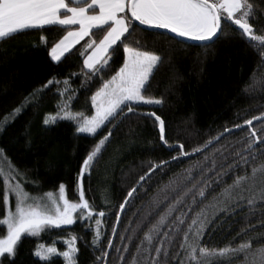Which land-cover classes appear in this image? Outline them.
Wrapping results in <instances>:
<instances>
[{"label":"trees","instance_id":"1","mask_svg":"<svg viewBox=\"0 0 264 264\" xmlns=\"http://www.w3.org/2000/svg\"><path fill=\"white\" fill-rule=\"evenodd\" d=\"M256 4L259 9H264V0H256ZM258 19V26L264 25V15L258 14ZM226 30L228 35L205 46L193 41L182 43L179 38L172 39L173 34L161 35L163 30H146L136 24L135 31L126 42L132 46L139 44L142 50L161 55L162 62L150 77L149 94L163 97V104L142 105L138 109L140 114L118 116L111 125L99 130L95 137L77 134L74 123L69 120L43 124L45 114H54L57 102L61 100L55 87L45 90L38 106L28 105L6 126H0L3 157H7V161L24 173V177L17 178L21 179L25 189L36 195L57 192L58 185L63 182L67 186L68 197L73 200L77 199L74 187L83 159L100 136L112 128L109 141L92 164L91 174L83 178L86 198H94L97 209L102 208L106 212V216L101 218L103 235L98 247L109 252V264H125V261L128 264H147L146 245L141 246L139 253L136 252V246L143 240L144 232L178 195V190L173 191L174 186L167 189L165 186L170 180L185 176V169L193 165L200 164L211 169L215 161L218 169L221 164H230L238 151H244L248 142L247 126L243 129L233 126L264 112V92L246 87L253 74L264 76V60L258 54L264 49H255L236 28L228 26ZM64 34L65 30L61 27L44 26L43 30H24L0 41V120L52 76L60 80L70 79L71 89L75 90L76 96L71 102L73 111L93 114L90 97L100 85V80L94 76L85 80L83 58L80 55L82 45L89 37L74 45L60 62H55L51 59L50 49ZM41 35L47 38L46 44L40 41ZM102 36L103 32L93 30L94 40L98 42ZM114 47L116 51L112 53L109 62L111 67L103 74L104 79H108L123 63L124 53L119 42ZM72 73L78 75L73 77ZM151 111L164 119L169 144L182 143L184 151L191 152L192 148L205 144L218 134L223 135L218 143L213 142L203 153L172 160L171 157L178 155V150L161 143L154 119L143 114ZM253 125L257 133L264 136V123L253 121ZM225 128L232 129V132H224ZM262 149L264 145H259L257 152ZM205 155L207 160L204 159ZM161 160L169 162L154 170L150 178L146 177L145 182H142L143 187L137 185L139 176L147 172L150 163L158 164ZM262 160L264 156H258L247 166V171L250 173L251 168ZM193 174H199L198 167L193 169ZM237 174H244V170ZM224 180L231 183L232 176H226ZM134 185L137 187L134 198H129L125 210L120 212L118 205ZM3 187L0 182V191H3ZM214 187L215 191L208 195V199L193 206L195 211L211 203L220 193L221 188ZM155 197L159 198V204L154 202ZM186 203H191L190 197ZM175 207L169 220L187 211L184 206ZM3 208L0 202V216L3 215ZM117 213L120 215L119 223L115 219ZM113 226L116 227L115 234L111 231ZM94 227V222L77 221L74 225L42 233L39 239L25 234L18 242L15 256L11 259L5 256L2 264H43L33 254L37 244L56 241L57 248L65 250L63 241L72 233L78 237L77 264H99L97 257L101 252L92 245L94 231L91 229ZM4 235L6 229L0 227V237ZM249 237L254 238L256 246H259L256 238L264 241V203H257L253 208L242 203L234 213L217 212L211 216V222L205 229L203 243L208 247L219 248L238 244ZM108 239L112 240L114 246L111 249L107 247ZM180 239L182 233L175 237L177 247ZM126 246L128 251H124ZM116 248L121 251L117 252ZM169 251L174 254L176 248H170ZM121 255L124 260H121ZM50 264H65V261L56 256ZM168 264L179 262L170 259ZM230 264H242V261L234 258Z\"/></svg>","mask_w":264,"mask_h":264},{"label":"snow or ice","instance_id":"2","mask_svg":"<svg viewBox=\"0 0 264 264\" xmlns=\"http://www.w3.org/2000/svg\"><path fill=\"white\" fill-rule=\"evenodd\" d=\"M258 14L264 15V9H259L256 0H0V41L24 30H43L44 26L61 27L65 34L50 49L51 59L60 62L74 45L89 37L80 51L83 58L82 72L86 81L90 76L100 80V85L90 97L93 109L91 115L71 109V102L76 96L75 90L71 89L70 79L60 80L52 76L6 114L0 120V126H6L28 105L38 106L45 90L55 87L61 100L57 102V111L54 114H45L43 124L51 125L61 120H69L74 123L77 134L95 137L99 130L111 125L118 116H126L127 113L140 114L138 109L142 105L163 104V97L149 94L150 77L162 62L161 55L142 50L139 44L132 46L126 42L135 31L136 22L139 26H145L146 30H164L161 35L173 34L172 39L179 38L182 43L192 40L205 46L228 35L226 29L231 26L255 49H264V25L258 26ZM93 30L103 32L98 42L92 38ZM39 39L47 43L45 36L41 35ZM118 42L124 53L123 63L108 79H104L103 74L110 70L109 62ZM258 54L264 60V51H259ZM71 75L75 77L78 74ZM61 84L62 88L59 87ZM246 87L264 92V76L257 77L253 74ZM143 114L154 119L161 143L178 150V155L171 157L172 160L188 157L193 153H203L210 144L218 143L223 135L218 134L205 144L192 148L191 152L184 151L182 143L169 144L165 121L160 115L154 111ZM253 121L264 123V112L233 126L235 129L247 126L248 142L244 151H238L230 164H221L218 169L215 161L211 169L200 164L193 165L185 169V176L170 180L165 186L166 189L174 186L173 191L178 190V195L167 210L159 215L157 221L151 224L148 231L144 232L143 240L136 246V252L139 253L141 246L146 245L144 251L148 253L145 258L147 264H168L170 259L173 262L178 261L179 264H230L234 258L240 259L242 264H264V241L259 238H256L259 246L254 244L253 237L219 248L208 247L203 243L205 229L211 222V216H215L217 212L234 213L242 203L249 208L255 207L257 203H264V160L255 164L250 173L247 171V166L257 160L258 156H264V149L257 152V147L264 145V136L257 133ZM224 132L230 133L232 129L225 128ZM111 135L112 128H108L83 159L74 187L77 195L75 200L68 197L67 186L63 182L58 185L57 192L48 191L39 195L29 193L21 179L17 178L24 177V173L7 161V157H3L4 150L0 149V157L8 163L7 170L0 165V182L4 186L3 191H0V202L4 206L0 227L6 229V235L0 237V264L5 256L10 259L15 256L18 242L23 235L39 239L42 233L74 225L77 221L94 222L95 227L91 229L94 231L92 245L101 252L97 261L99 264H109V252L98 247L103 235L101 218L106 216V212L102 208L97 209L94 198H86L83 178L91 174L94 160L101 154ZM204 159L207 160L208 157L205 155ZM168 162H151L147 172L139 176L137 185L143 187L142 182H145L146 177L150 178L154 170L166 166ZM197 167L199 174L194 175L193 169ZM242 169L244 174H237ZM226 176H232L231 183L224 180ZM214 186L221 188L220 193L211 203L195 211L193 206L208 199V195L215 191ZM136 192L135 185L127 191L124 201L118 205L120 212L125 210L129 198H134ZM189 197L191 203H186ZM154 202L159 204V198L155 197ZM176 205L186 207L187 211L169 220ZM115 219L116 223L120 222L118 213ZM111 231L115 234L116 227L113 226ZM180 233L182 239L178 241L177 247L175 237ZM77 240L74 233L70 234L63 241L65 250L58 249L56 241L41 242L37 244L33 254L43 264H50L51 259L56 256L62 257L65 264H77ZM154 241H157L155 245ZM107 247H114L111 239L107 240ZM170 248H176L174 254L169 251ZM116 251L121 250L116 248ZM124 251H128L127 246ZM121 260H124L123 255ZM125 264L128 262L125 261Z\"/></svg>","mask_w":264,"mask_h":264},{"label":"rangeland","instance_id":"3","mask_svg":"<svg viewBox=\"0 0 264 264\" xmlns=\"http://www.w3.org/2000/svg\"><path fill=\"white\" fill-rule=\"evenodd\" d=\"M0 165H3V167L5 168V170H7V168H8V163L5 162V160H4L2 157H0ZM33 195H36V194H33ZM56 247H57V246H56Z\"/></svg>","mask_w":264,"mask_h":264},{"label":"water","instance_id":"4","mask_svg":"<svg viewBox=\"0 0 264 264\" xmlns=\"http://www.w3.org/2000/svg\"><path fill=\"white\" fill-rule=\"evenodd\" d=\"M136 24H138L139 25V23L138 22H136ZM142 27H144L145 28V26H142ZM160 30V29H159ZM164 31V30H163ZM189 41H192V40H189ZM193 42H199V41H193ZM199 43H201V42H199Z\"/></svg>","mask_w":264,"mask_h":264}]
</instances>
